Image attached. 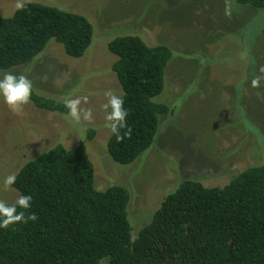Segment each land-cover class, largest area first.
<instances>
[{
    "label": "rangeland",
    "instance_id": "374dc122",
    "mask_svg": "<svg viewBox=\"0 0 264 264\" xmlns=\"http://www.w3.org/2000/svg\"><path fill=\"white\" fill-rule=\"evenodd\" d=\"M86 15L94 39L83 57L72 58L54 42L32 63L0 70L26 74L37 92L61 101L88 97L84 108L94 121L77 125L66 114L31 102L14 113L0 95V200L14 203L20 193L3 181L58 143L73 149L85 139L95 165L98 189L113 184L131 193L129 220L134 237L163 200L185 179L223 187L252 165L264 162V81L251 80L264 65V10L236 0H25ZM16 0H0L10 16ZM119 35H139L148 44L169 45L174 55L165 89L156 101L172 111L160 116L154 144L135 162L123 165L108 153L106 90L121 94L108 48ZM47 75V81L42 77ZM239 86V90H238ZM96 134L88 139V129Z\"/></svg>",
    "mask_w": 264,
    "mask_h": 264
},
{
    "label": "trees",
    "instance_id": "16d2710c",
    "mask_svg": "<svg viewBox=\"0 0 264 264\" xmlns=\"http://www.w3.org/2000/svg\"><path fill=\"white\" fill-rule=\"evenodd\" d=\"M236 2L264 10V0ZM94 32L82 13L27 1L23 10L0 15V70L34 62L54 42L68 56L83 57ZM108 48L117 57L112 71L132 135L117 142L111 133L107 148L115 162L127 165L152 147L160 116L172 111L155 98L165 89L174 51L139 35L116 36ZM30 102L50 112L68 111L64 101L34 87ZM95 134L89 128L87 138ZM87 146L85 139L73 149L58 143L16 174L13 187L33 198L26 215L35 212L39 218L0 228V264H264V162L223 187L183 180L134 237L129 189L96 187Z\"/></svg>",
    "mask_w": 264,
    "mask_h": 264
},
{
    "label": "clouds",
    "instance_id": "9594fccd",
    "mask_svg": "<svg viewBox=\"0 0 264 264\" xmlns=\"http://www.w3.org/2000/svg\"><path fill=\"white\" fill-rule=\"evenodd\" d=\"M15 8L23 10L25 8V0H16ZM42 79L47 81V75H44ZM262 81H264V65H261L258 72L253 76L251 86L259 88ZM32 92L33 81L26 74L16 75L11 72H5L0 78V95L3 96L5 103L14 113L19 114L22 112L23 106L30 103ZM104 95L107 97V103L102 105L103 109L106 110L105 120L107 123L105 126L116 136L117 142H122L126 137L130 139L132 129L127 124L128 110L124 107L123 96L117 95L111 89L106 90ZM82 103H88L87 96L66 99L64 105L68 111L65 119L77 125L94 121L93 110L82 107ZM122 129L125 130L123 133L121 132ZM16 180L15 174L8 175L3 181V190H10ZM32 199L31 195L21 194L11 204L5 200H0V228L7 229L14 224H26L29 221H37L39 217L35 212L26 215L27 210L31 208Z\"/></svg>",
    "mask_w": 264,
    "mask_h": 264
}]
</instances>
